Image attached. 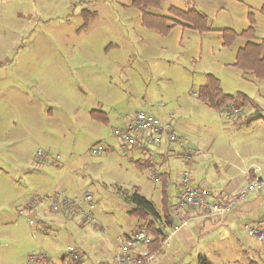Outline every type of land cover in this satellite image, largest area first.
<instances>
[{
  "label": "rangeland",
  "instance_id": "1",
  "mask_svg": "<svg viewBox=\"0 0 264 264\" xmlns=\"http://www.w3.org/2000/svg\"><path fill=\"white\" fill-rule=\"evenodd\" d=\"M171 8L205 16L209 31L177 25L160 35L142 26V12L130 0H0V264H29L28 255L40 252L67 264L82 249L94 260L101 244L130 234L138 222L122 194L137 188L160 205L159 184L145 189L139 157L119 145L116 124L92 120V110L118 119L147 112L188 124L202 138L211 121L225 120L195 97L211 74L224 92L250 98L243 117H264V81L233 66L244 40L224 46L219 32L252 26L264 38V0H162L146 11L172 24ZM242 129L245 137L255 134ZM254 136L249 159L262 149ZM98 146L102 151L92 154ZM38 151L50 158L39 160ZM253 163L262 166L260 158ZM55 192L88 195L95 221L82 225L73 210L56 222L46 202L19 214L33 198Z\"/></svg>",
  "mask_w": 264,
  "mask_h": 264
},
{
  "label": "crops",
  "instance_id": "2",
  "mask_svg": "<svg viewBox=\"0 0 264 264\" xmlns=\"http://www.w3.org/2000/svg\"><path fill=\"white\" fill-rule=\"evenodd\" d=\"M255 38L264 39L257 36ZM237 39L244 40L243 46L239 49L243 48L247 40ZM220 88L223 91L221 84ZM244 96L248 99L246 104H243L240 99L236 100L240 106V116L226 118L219 111L211 108L217 114H220V117H225V120L224 123H217L218 126H214L211 121L210 126L207 127L208 136L202 138L201 136H193L188 132V124H173L171 119L158 117L163 122L171 123L177 134L181 136L185 134L183 137L188 140L189 146L197 147L201 151V154L190 158L188 161L182 158L185 146L177 143L146 145L143 142H138L135 146L127 149L133 156L139 157L138 164L146 174V180L142 181L145 189L150 186L149 191L151 189L155 190L153 187L159 184L160 205L157 206L150 199L148 200L154 204L159 214L160 222L164 225L168 219L172 222L171 225L166 224L164 227L165 241L155 251L157 252L155 258L147 264H153V261L156 264H197V259L200 256L208 258L212 264H248L250 261L264 264V241L258 242L249 232L251 225L263 215L264 189L248 192L244 199L238 201L237 209L225 215H206L193 212L187 208L185 214L189 217L188 223L176 230L173 229L175 219L172 215V207L179 194L181 174L184 172L190 173L195 184L208 189L211 200L220 202L236 195L250 181L264 179V117H253L250 115L243 117L244 106L251 104L250 98L247 95ZM195 97L197 99L196 93ZM253 109L252 112H254ZM92 111L101 112L99 113V119H93L90 115L92 120L103 123L110 120L116 124L114 128L122 127L134 115L129 119H124V117L118 119V116L115 117L111 113L103 112L99 109ZM259 123H261L260 129L255 128L254 126ZM117 125L120 126L116 127ZM243 126L246 127V130H254L255 136L245 137L247 132H241ZM253 136L260 138L262 142L261 152L255 154L257 157L254 155L256 160L260 158L262 166H254V158L249 159L247 157L254 152L251 147L252 144L247 142L248 140L249 142L253 140ZM236 143L242 145L238 150V152L242 150L240 153L232 151ZM247 145L251 146L247 147ZM155 170L157 172L153 176V171ZM134 189L136 190L137 188ZM163 191L167 194L164 202L162 201ZM136 192L140 194L139 189ZM168 193H172V195L168 196ZM46 213L54 217L56 222L61 220L60 218L62 217H72V215H69L72 214L71 211L66 209L58 212L56 216L53 215L56 213H50L49 210ZM79 221L82 225L91 223L81 221L80 217ZM148 221H150L149 216L145 219V222ZM143 222L133 224L128 232L131 234L136 230L143 229V227H140V223ZM93 227L96 228V225L94 224ZM128 234L124 232L117 235V240H112L113 243L106 240L107 244H101L98 252L99 257L94 260L88 256V249H82L77 255H71L70 259L65 260L67 264H114L116 249L121 239ZM106 245H111V248H107ZM52 262L53 264L59 263L50 259L47 264Z\"/></svg>",
  "mask_w": 264,
  "mask_h": 264
},
{
  "label": "built area",
  "instance_id": "3",
  "mask_svg": "<svg viewBox=\"0 0 264 264\" xmlns=\"http://www.w3.org/2000/svg\"><path fill=\"white\" fill-rule=\"evenodd\" d=\"M226 118L232 116H240L241 110L238 102L233 103L229 107H225L219 111ZM113 134L117 138L119 145L122 148L129 149L135 146L138 142H143L146 145H163L165 143H177L185 146L182 158L190 160V158L201 154L197 147L188 145V140L177 134L171 123L163 122L158 117L143 111L135 113L127 123L122 127L114 128ZM102 151V147L98 146L92 149V154H98ZM36 157L39 160H47L48 155L38 151ZM59 156L51 158L53 162L57 161ZM156 170L153 171V176L156 175ZM264 189V179H254L250 181L244 188L239 190L236 195L226 201H213L209 198V191L195 184L189 172H184L181 175V187L176 201L172 207V215L175 219L173 229L186 225L189 217L186 216L185 210L189 208L193 212H199L206 215L221 214L225 215L233 212L238 207V201L245 198L248 192ZM48 203L50 213H58L66 209L69 211L75 210L81 221L94 222L95 218L91 212L93 205L88 195L76 197L73 199L66 198L55 192L51 195H45L42 198H33L26 207L20 209L19 214L25 215L30 213L38 204ZM86 203L87 208L82 204ZM28 223L34 228L38 223H35L28 217ZM250 234L258 241H264V212L257 222L249 228ZM152 237L146 229L136 230L134 233L124 236L114 256V264H147L155 258L157 252H150L148 245L151 243ZM73 247H69V252H74ZM29 264H47L48 256L45 252L30 254L27 257Z\"/></svg>",
  "mask_w": 264,
  "mask_h": 264
},
{
  "label": "trees",
  "instance_id": "4",
  "mask_svg": "<svg viewBox=\"0 0 264 264\" xmlns=\"http://www.w3.org/2000/svg\"><path fill=\"white\" fill-rule=\"evenodd\" d=\"M130 1L133 6L138 7L142 12V26L149 30H154L160 35H168L177 25L187 26L199 32L209 31L206 25V17L195 13L193 9L188 12L181 11L177 8L169 9V13L174 17L172 24H169L167 17L154 15L146 11L150 8H157L162 0ZM219 32L222 34L224 46H230L237 38L247 40L245 46L238 50L234 66L243 73L251 74L256 80H264V39L255 38L253 27L250 26L241 32H236L232 29H222ZM196 96L197 99L217 111L229 107L238 99H240L243 104H246L248 100L240 93L236 95L224 93L220 88L219 80L211 74L207 75L205 84L198 89ZM99 113L101 112L91 111L90 115L93 119H99ZM122 195L123 200L132 206L128 213L134 217L138 216V222L144 221L140 223V227L145 228L151 237H153V240L148 245L149 251H157L159 245L165 241L164 227L166 224H172L168 219L169 217L166 218L168 220H166L165 225L162 224L154 204L136 192V190L133 193H124ZM166 196V192L163 191V202L166 201ZM147 216L150 217V221L145 222ZM197 264H212V262L208 258L200 256L197 259ZM248 264L257 263L250 261Z\"/></svg>",
  "mask_w": 264,
  "mask_h": 264
},
{
  "label": "bare ground",
  "instance_id": "5",
  "mask_svg": "<svg viewBox=\"0 0 264 264\" xmlns=\"http://www.w3.org/2000/svg\"><path fill=\"white\" fill-rule=\"evenodd\" d=\"M210 195V194H209Z\"/></svg>",
  "mask_w": 264,
  "mask_h": 264
}]
</instances>
